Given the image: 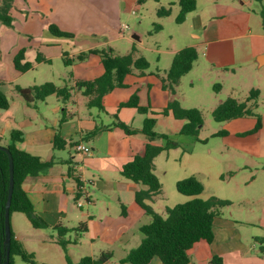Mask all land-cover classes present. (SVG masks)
<instances>
[{
  "label": "crops",
  "instance_id": "0c3cea01",
  "mask_svg": "<svg viewBox=\"0 0 264 264\" xmlns=\"http://www.w3.org/2000/svg\"><path fill=\"white\" fill-rule=\"evenodd\" d=\"M137 1L13 0V25L6 26L8 30L2 29L0 32V52L11 56L14 67L11 72L0 67L3 84H13L30 75L31 83L16 86L27 88L52 82L58 87L67 85L73 88L66 102L56 95L40 101L47 105L52 101L56 103L51 108L50 126L46 125L49 112L44 111L39 116L36 102L29 105L21 96L25 105L10 104L7 110L0 112V121L5 124V129L0 132V144H10L11 132L19 130L23 133L22 141L16 143L19 149L39 156L43 161H55L46 171L27 177L23 188L36 213L50 225L51 228L45 230L58 233L52 228L62 226L73 230L85 224L86 232L80 235L69 231L62 239L69 242L68 246H88L87 254L94 258L101 253H110L112 258L103 264H123L120 261L143 239L140 228L152 221V217L135 201L136 192L147 187L121 175L123 166L144 152L149 139L143 133L127 135L113 127L116 119L134 129H141L146 118L156 119L155 129L159 121L177 123L180 139L168 137L177 140L180 148L186 144L192 150L194 143L199 141L198 137L181 134L185 121L175 119L172 112L163 114L171 100L176 99L182 108H196L202 113L205 109L213 111L227 98L244 101L247 97L242 96L250 94L252 90L259 92L258 109V99L264 97V23L261 13L251 7L250 0H238V3L234 0H196L197 9L189 13L182 23L186 25L189 40L181 47L172 43L170 49H162L156 42V46H141L140 50L135 45L143 43V35L136 32L141 40L136 41L131 37L133 47L127 54L132 53L134 58L145 57L150 64L149 69L142 76L133 69L125 78V87L115 88L104 96L106 112L95 108L103 116L91 110L85 112L84 108H93L87 106L89 97L76 89L75 84L100 77L104 68L96 54H89L82 61H78L77 57L90 50L108 48L119 55L116 44L125 39L123 35L126 33L121 31L120 19L123 12L133 14ZM51 24L73 34V37L54 36L49 30ZM161 29H164L163 25ZM186 47H194L198 59L192 70L181 78L175 94H172L165 89L164 80L174 56ZM21 49H25V61L33 63V67L25 73L17 71L14 66V57ZM143 51L155 55L154 64ZM39 54L44 59L37 63ZM65 59L72 63L66 65ZM216 80L221 81L218 91L205 96L195 93L201 85L210 87ZM185 85L193 90L191 95L185 93ZM135 94L139 98V105L149 109L146 114L139 113L137 108L120 107ZM256 122L255 117H245L223 123V131L227 133L221 137L234 151L231 154L233 163L228 168L229 183L236 179L239 172L249 171L253 176L254 171L250 166L260 165L264 161V140L260 134L264 129V116L258 132L242 135L253 130ZM97 126L107 129L93 139L85 140L86 134ZM57 128L68 142L61 150L53 147ZM152 143L165 145L161 139ZM77 145H85L90 152L77 151ZM69 150L79 158L66 155ZM162 154L154 161L158 178L157 161ZM237 159L242 160V165L238 166L237 162L234 165ZM76 178L82 183L79 200L86 201L81 207L75 201L78 192ZM203 186L201 198L214 196L229 200L231 204L223 207L214 220L213 242L202 240L189 251L190 264H213L214 256L221 258L222 264H264L261 249L264 247V179L258 180L255 175L248 180L250 187L243 188L235 182L234 186L216 192H207ZM182 196L184 200L181 203L190 199ZM159 197H154L151 205L156 212L164 210L166 213V208L173 206L159 207ZM13 214L12 231L29 253L37 254L34 249H29L27 242L53 243L60 247L57 244L59 234L54 238L42 232L44 229H35L31 224V228L25 231L18 224L14 227ZM18 221L16 219V223ZM72 234L74 239L70 236ZM151 264L163 263L156 257Z\"/></svg>",
  "mask_w": 264,
  "mask_h": 264
},
{
  "label": "trees",
  "instance_id": "16d2710c",
  "mask_svg": "<svg viewBox=\"0 0 264 264\" xmlns=\"http://www.w3.org/2000/svg\"><path fill=\"white\" fill-rule=\"evenodd\" d=\"M254 2H263V0H250ZM180 6L179 15L176 18L177 24H182L189 13L197 9L196 0H179ZM13 0H0V23L11 27L13 25V16L11 9ZM159 17H167L171 15V9L160 8L157 12ZM264 23V8L261 12ZM160 28V27H159ZM157 28V29H159ZM50 32L57 37H73V34L61 30L58 26L51 24ZM89 54H96L100 57L104 68L103 74L91 81H77L75 88L80 90L84 96L89 97L87 106L89 108H97L99 111L106 112L103 105L105 95L113 91L115 88L125 87V78L131 74L133 69L139 71V75H144L149 69L150 64L145 57L134 58L133 54L116 55L113 50L94 49L78 55L77 60L82 61ZM43 56L39 54L36 62L43 60ZM198 59L197 51L194 47H186L180 50L172 61L171 67L168 70L167 78L164 80V87L172 94H175L176 87L183 76L188 74L194 63ZM66 65L72 62L65 59ZM14 66L17 71L25 73L33 67V63L25 61V49H21L14 57ZM3 82L0 80V109L7 110L10 102L2 89ZM17 92L24 98L27 104L31 105L35 101H44L48 96L56 95L63 102H66L71 97L73 88L65 85L58 87L52 82H47L39 86L22 88L15 87ZM220 85L215 87L218 91ZM259 92L252 90L249 96L244 101H239L234 98H227L221 102L213 111V119L218 123H225L231 120L255 117L256 125L253 130L246 134L258 132L262 127V116L255 112L257 108V98ZM120 107L137 108L139 113L146 114L148 108L139 105V98L135 94L131 99L122 103ZM172 112L175 119L184 120L185 124L180 132L183 135L195 136L198 135L199 127L203 124V117L200 110L196 108L185 109L180 103L174 99L171 100L164 109L163 114ZM117 118V117H116ZM63 122V121H62ZM156 119L146 118L141 129H134L125 123L116 119L113 127L123 130L127 135L137 133L145 134L149 142L146 144L144 152L136 155L132 161L125 164L122 168L121 175L137 184L146 186V189L140 190L135 194L136 203L152 217V221L140 228L143 239L140 245L132 249L128 255L122 259L121 263L129 264H151L154 258H159L163 264H190L191 259L189 251L194 245L202 240L207 243H212L214 239V220L220 214V210L231 204L229 200H223L217 197L203 199L200 197L204 190L202 182L194 175H191L176 182L177 191L190 199L183 203H178L173 207L166 208V215L157 213L151 202L154 197L162 193V183L155 173V159L163 152L172 149L180 148V144L168 137L166 134L157 133L155 131ZM107 127L97 126L89 131L84 137L85 140H90L96 137L102 130ZM226 131H219L217 136L225 135ZM23 133L19 130L11 132V143L7 147L14 160V190L10 207V214L23 213L29 220L30 224L35 229H49L50 225L44 221L35 211L26 191L23 188L24 182L29 176H36L55 164L54 160L43 161L39 156H35L29 152L23 151L16 146V143L21 142ZM156 139L165 141V145H157L152 143ZM68 142L62 137L59 128L56 129V134L53 140L55 149H64ZM73 145V143H71ZM9 159L6 152L0 149V238L4 241L6 238L4 229V214L5 205L9 190ZM223 179L224 176H221ZM78 192L75 201L81 197V182L76 178ZM52 229L58 231L59 239L57 244L63 249L66 255L67 264H73L67 256L68 241L62 239L69 231H75L82 234L87 231L85 224L79 225L73 230H69L62 226H56ZM264 253V247L261 248ZM19 256L25 262L35 264V256L29 253L23 243L19 241L11 228V247L9 264H15L14 257ZM2 262L6 260V250H1ZM112 258L110 253H101L98 258L85 256L78 264H103ZM213 264H222L219 257L214 256Z\"/></svg>",
  "mask_w": 264,
  "mask_h": 264
},
{
  "label": "rangeland",
  "instance_id": "374dc122",
  "mask_svg": "<svg viewBox=\"0 0 264 264\" xmlns=\"http://www.w3.org/2000/svg\"><path fill=\"white\" fill-rule=\"evenodd\" d=\"M179 0H138L134 6L135 14H132L129 11L123 12L120 23L122 25L126 24L129 26V29L126 31L125 35L121 41L117 42V49L120 51L119 55H126L127 53L132 51L133 44L130 43L131 36L133 32H137L142 34L143 43L138 44L139 49L141 46H156V42L162 49H170L172 43L175 44L176 47H181L184 45L185 41L189 40L188 30L186 29V25L177 24L176 18L180 12V6L178 4ZM238 3V0H234ZM255 11L261 13L264 8V0L263 2H254L252 1L251 6ZM160 8H170L171 15L167 17H159L157 12ZM164 26V29H161V26ZM160 27V28H159ZM159 28V29H157ZM8 30L7 27L0 23V32L1 30ZM2 30V31H3ZM171 37L173 40H171ZM141 50V49H140ZM145 55H148L151 63L155 62V55L152 53L143 51ZM4 67L5 71H13V60L11 56L6 53L0 52V67ZM264 68V67H263ZM135 70V69H134ZM264 71V69H263ZM6 77V76H5ZM32 78L30 75L24 76L21 78L19 82H15L13 84H3V91L5 92L10 104L12 106L20 104H26L22 99L21 95L15 89L16 85H28L31 83ZM217 85L221 86V81L216 80L214 84L210 87L205 86V84L201 85L197 90H195L196 94L200 95H210L214 92L215 87ZM185 93L191 95L193 90L187 88L186 85L183 87ZM210 92V93H209ZM249 94H246L242 97L246 98ZM39 116L42 115L44 111L49 112L48 123L47 126L51 125L52 113L51 108L56 105L55 102H50L48 105L44 102H37ZM258 109H255V112L262 117L264 116V97L258 99ZM70 106H73L72 103H69ZM91 110L94 114H99L103 116L97 109H86L85 112ZM0 112H4L0 110ZM203 124L199 127L198 130V139L199 141L195 142L194 149L191 150V146H182L179 149H172L167 152H163L160 159L157 161V173L162 183V193L158 199V206H174L183 201V196L176 189V182L178 180H182L191 175H195L206 187L207 192H216L224 190L228 186H234L235 182L237 184H241L243 188L250 187L248 186V180L250 181V177L257 175L258 180L264 179V161L260 165L250 166L251 170L254 171V175L252 176L249 171L239 172L236 174V179L232 182L229 181V172L228 168L230 167L231 162L233 163L231 154L234 152L233 148L224 141V138L221 136H217V133L223 130V123H218L213 119L212 111L205 109L202 112ZM104 119V118H102ZM6 120V119H5ZM4 122L0 121V132H2L4 128ZM158 133H165L166 135L173 136L176 139H180L178 134L177 123H171L167 121H159L156 129ZM244 132L242 135H249ZM261 138L264 140V129L262 131ZM174 140V139H172ZM177 141V140H174ZM72 155L74 157L79 158L74 151H70L66 155ZM239 165H242V160L237 159L234 162ZM252 162H250V165ZM224 176V180L221 178ZM257 184V183H256ZM83 204H86L85 199L81 200ZM158 213H162V215H166L164 210ZM16 219H18V223H16ZM11 222V218H10ZM18 227L25 231L27 228H31L30 222L23 213H14L13 214V225L14 227ZM12 228V226H11ZM16 229V228H15ZM42 232H46L48 235H52L54 238L58 237V233L53 230H44ZM74 239V234L70 235ZM72 239V242L74 241ZM29 249H34L37 254L35 256V264H67L66 255L63 249L55 244L51 243H35V242H27ZM88 246L76 247L70 245L67 247V256L72 260L74 264L78 263L80 259L85 256H88ZM15 264H31L22 260L21 257H14ZM116 262V261H115ZM119 264V263H115Z\"/></svg>",
  "mask_w": 264,
  "mask_h": 264
},
{
  "label": "water",
  "instance_id": "95a60500",
  "mask_svg": "<svg viewBox=\"0 0 264 264\" xmlns=\"http://www.w3.org/2000/svg\"><path fill=\"white\" fill-rule=\"evenodd\" d=\"M132 39L139 41L141 40V37L136 33H132ZM0 149L3 150L4 152L7 153L8 159H9V190H8V196H7V201L5 205V214H4V229H5V234L6 238L4 241H1L0 238V264H9L10 260V247H11V214H10V207H11V202H12V195H13V190H14V160H13V155L11 151L5 147L0 145ZM5 249L6 250V260L5 262H2L1 258V250Z\"/></svg>",
  "mask_w": 264,
  "mask_h": 264
},
{
  "label": "built area",
  "instance_id": "2783aa9c",
  "mask_svg": "<svg viewBox=\"0 0 264 264\" xmlns=\"http://www.w3.org/2000/svg\"><path fill=\"white\" fill-rule=\"evenodd\" d=\"M135 13H136V12L133 11V14H135ZM128 29H129V26L126 25V24L122 25V27H121V31H122V32H125V31H127ZM75 148H76V150L79 151V152H85V153H89V152H90V149H89L88 147H86L85 145H77ZM77 205H78L79 207L82 206V202H81V200H78V201H77Z\"/></svg>",
  "mask_w": 264,
  "mask_h": 264
}]
</instances>
